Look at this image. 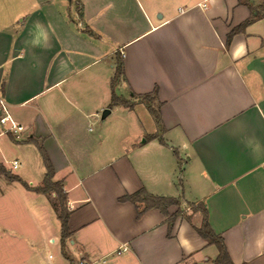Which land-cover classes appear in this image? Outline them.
Segmentation results:
<instances>
[{
  "label": "crops",
  "instance_id": "0c3cea01",
  "mask_svg": "<svg viewBox=\"0 0 264 264\" xmlns=\"http://www.w3.org/2000/svg\"><path fill=\"white\" fill-rule=\"evenodd\" d=\"M262 16L264 0H0V97L24 128L15 139L0 126V166L36 168L14 176L40 187L44 151L67 198L71 235L60 247L70 264H213L217 253L194 230L198 204L232 264H264ZM116 56L114 94L130 108L111 102ZM154 90L162 132L139 130L105 159L102 134L87 126L135 121L138 106L148 112L137 97ZM21 188L34 236L54 245L49 197ZM141 188L179 199L168 215L179 209L189 222L168 225L156 210L138 217L120 199Z\"/></svg>",
  "mask_w": 264,
  "mask_h": 264
},
{
  "label": "rangeland",
  "instance_id": "374dc122",
  "mask_svg": "<svg viewBox=\"0 0 264 264\" xmlns=\"http://www.w3.org/2000/svg\"><path fill=\"white\" fill-rule=\"evenodd\" d=\"M112 106L111 104L110 107ZM135 114V121H122L115 115H110L103 121L98 117L87 126L91 135L102 134L100 145L103 147L105 159L109 158L112 151L117 153V150H122L123 143H127V139L129 140L139 130L148 134L150 129L154 128V118L145 109L138 106ZM146 134L140 137L139 143ZM5 166L6 171L10 173V165ZM20 172L35 177L36 168H27L22 171L21 168L15 169L11 171V175H18ZM21 189L18 182H9L0 175V264H70L64 256L65 253H62L59 236L52 238L54 245L47 243V239L42 243L41 238L34 236L32 226L23 215L24 209L22 208L25 205L22 206L18 202V192ZM191 217L194 222H199L197 217ZM28 238L34 241L32 248L27 247ZM216 253V248L211 246L208 251L210 257Z\"/></svg>",
  "mask_w": 264,
  "mask_h": 264
},
{
  "label": "trees",
  "instance_id": "16d2710c",
  "mask_svg": "<svg viewBox=\"0 0 264 264\" xmlns=\"http://www.w3.org/2000/svg\"><path fill=\"white\" fill-rule=\"evenodd\" d=\"M264 18V16H262ZM253 20L248 19L238 27L234 28L227 37L225 47H228L232 36L236 33L242 32L247 26L251 24ZM123 76V63L121 56H116L114 59V74L111 80V102L113 104H119L126 108H130V103L124 101L121 98H118L114 94V88L116 83L118 82L119 78ZM156 91L154 90L151 94H146L140 97H137L141 103H143L147 109V111L152 115L154 118L155 124L159 130V133L162 132L161 121L158 113V108L154 106V101L156 99ZM135 97V96H134ZM159 138V135L150 136L149 139H156ZM159 143L164 145V142L161 138H159ZM38 151L41 155L44 167H45V175L43 177L42 183L40 187L31 188L27 184L20 181L14 175H11L7 172L2 166H0V175L5 177L6 180L9 182H18L21 186L27 190L34 192L36 194H41L49 197L50 205L53 212L56 215V219L59 223V242L61 247L65 244L66 241L70 238V232L68 229V221L70 212L67 210V198L66 194L63 191L62 184L60 182H55L53 180L54 177V170L44 153L41 147L38 145ZM51 196H53L51 198ZM121 202H129L135 206L137 210V216L139 217L143 213L156 210L161 215L167 218L166 222L168 225L173 224L178 217H181V211L178 209L174 214L168 215V208L172 206L178 207L180 204L179 199H172V198H164V197H155L147 194V192L141 188L137 192L131 195L124 196L120 199ZM192 212L199 211L201 214V223L199 227L194 228L196 234L204 240L208 245L214 246L217 250V256L213 261V264H232L227 251L225 249L223 240L220 236L216 235L212 229L210 228L207 220V213L206 210L203 208L202 205L191 206ZM187 222H189V217L182 216ZM170 231V227H169Z\"/></svg>",
  "mask_w": 264,
  "mask_h": 264
},
{
  "label": "built area",
  "instance_id": "2783aa9c",
  "mask_svg": "<svg viewBox=\"0 0 264 264\" xmlns=\"http://www.w3.org/2000/svg\"><path fill=\"white\" fill-rule=\"evenodd\" d=\"M180 13H183V11L180 10ZM0 126L4 129V134H9L15 139H18L21 133L23 132L24 128L20 126L19 124L15 123L11 116L8 113L7 105L5 101L0 97ZM11 168L13 170L18 168V162L14 161L11 162ZM53 242V241H52ZM51 243V241H50ZM127 251V248L125 246H121L116 252V255H119L121 253H125ZM51 259V257H49ZM79 264H96V263H85L80 262Z\"/></svg>",
  "mask_w": 264,
  "mask_h": 264
},
{
  "label": "water",
  "instance_id": "95a60500",
  "mask_svg": "<svg viewBox=\"0 0 264 264\" xmlns=\"http://www.w3.org/2000/svg\"><path fill=\"white\" fill-rule=\"evenodd\" d=\"M107 115H109V110H104L101 114V119H105V117H107Z\"/></svg>",
  "mask_w": 264,
  "mask_h": 264
}]
</instances>
